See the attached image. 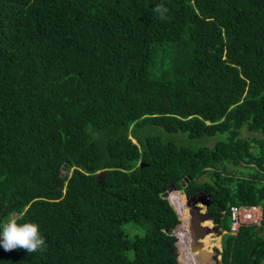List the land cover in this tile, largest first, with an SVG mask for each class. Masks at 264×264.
Here are the masks:
<instances>
[{"label":"trees","instance_id":"trees-1","mask_svg":"<svg viewBox=\"0 0 264 264\" xmlns=\"http://www.w3.org/2000/svg\"><path fill=\"white\" fill-rule=\"evenodd\" d=\"M171 188L211 196L219 264H264V0H0V222L47 241L0 264H203Z\"/></svg>","mask_w":264,"mask_h":264},{"label":"rangeland","instance_id":"rangeland-1","mask_svg":"<svg viewBox=\"0 0 264 264\" xmlns=\"http://www.w3.org/2000/svg\"><path fill=\"white\" fill-rule=\"evenodd\" d=\"M155 132H161L163 134V138L166 139V140H172L174 142H177L183 146H187V147H190V148H193V149H198V148H201V147H205V146H209V147H214L215 144L219 141V140H222L224 138V135L221 134V133H218L216 135H213V136H203V137H191L188 135V133H185V132H167L165 131V129L163 128H155L154 129ZM246 129L243 128L242 129V133L245 131ZM243 135H249V133L246 131L243 133ZM135 142H137V140L135 139ZM234 166L233 164H227V167L229 170H233L234 169ZM239 169L245 174L247 175L249 170L245 167H239ZM235 173L237 174H240L238 171H235ZM210 175V174H209ZM208 178V176H204L202 177L201 179L204 180ZM173 191H180V192H177L181 197L183 198H186L187 199V196L186 195H182L181 192H183L180 188H173V189H170L168 190L166 193H164V196L168 197L171 204L174 206L176 212L178 213V215L180 216V219L182 220V216H181V211L180 209H178V206L177 204L175 203L172 195L174 194ZM187 202V200H186ZM185 202V207L187 209V223H189V221L191 220L192 218V213H191V209L190 207L187 205V203ZM201 211L202 212H206L207 211V206L206 204H201ZM182 223V221H181ZM212 227H214V223L211 222L209 223ZM132 223H127L125 224V228L127 230V232L129 234H133L135 231H132L131 230V227H132ZM138 232H140L139 229H136ZM167 232H172V230H166ZM227 231L225 230H222V233L225 234ZM141 233V232H140ZM173 233V232H172ZM230 233V232H229ZM223 234H219L217 231L214 230V232L208 234L205 239H200L199 241H202L203 242V247L204 248H209V249H215L217 251H220V249H222V236ZM179 237V235H178ZM207 239V240H206ZM206 241H209L208 244H209V247L206 246ZM181 241H179V244H183V243H180ZM178 251L180 250V247L178 246ZM198 250H194L195 254L197 253ZM178 254V253H177ZM218 258V256H217ZM178 260H181L180 258ZM219 260H220V256H219ZM203 264H214V263H203Z\"/></svg>","mask_w":264,"mask_h":264},{"label":"clouds","instance_id":"clouds-1","mask_svg":"<svg viewBox=\"0 0 264 264\" xmlns=\"http://www.w3.org/2000/svg\"><path fill=\"white\" fill-rule=\"evenodd\" d=\"M153 11L163 19L168 9L164 5H157ZM0 237H2L0 245L5 251L24 249L30 255L33 253L43 254L47 251L46 237L43 235L39 224L34 222L20 223L15 219L4 220L0 222Z\"/></svg>","mask_w":264,"mask_h":264},{"label":"water","instance_id":"water-1","mask_svg":"<svg viewBox=\"0 0 264 264\" xmlns=\"http://www.w3.org/2000/svg\"><path fill=\"white\" fill-rule=\"evenodd\" d=\"M105 172H101L99 175L100 178H103L105 176ZM190 181V178H186L182 184L186 186L188 182ZM173 189V188H171ZM168 198V197H167ZM169 199V198H168ZM187 205L191 209L192 218L187 223V228L191 232L192 239V245L193 250L197 251V257L202 263H214L219 264V255L216 248L214 249H207L204 248L203 242L199 241L200 239H205V237L214 232L217 231L216 228L212 227L209 223L213 222V215L209 212L208 206L212 203L211 196L208 195H202V196H194V197H187ZM201 204H206L207 211L202 212L201 211ZM180 217V216H179ZM218 255V258H217Z\"/></svg>","mask_w":264,"mask_h":264},{"label":"built area","instance_id":"built-area-1","mask_svg":"<svg viewBox=\"0 0 264 264\" xmlns=\"http://www.w3.org/2000/svg\"><path fill=\"white\" fill-rule=\"evenodd\" d=\"M231 234H237L240 227L247 224L258 225L263 218V209L260 205L246 206L243 204L231 207ZM221 257V256H220Z\"/></svg>","mask_w":264,"mask_h":264},{"label":"crops","instance_id":"crops-1","mask_svg":"<svg viewBox=\"0 0 264 264\" xmlns=\"http://www.w3.org/2000/svg\"><path fill=\"white\" fill-rule=\"evenodd\" d=\"M180 261V264H181V260H179Z\"/></svg>","mask_w":264,"mask_h":264}]
</instances>
